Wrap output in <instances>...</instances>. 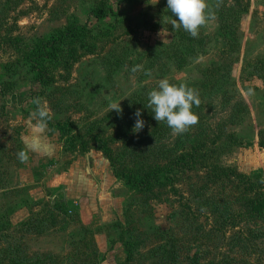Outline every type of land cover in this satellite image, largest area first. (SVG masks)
<instances>
[{"label":"rangeland","instance_id":"1","mask_svg":"<svg viewBox=\"0 0 264 264\" xmlns=\"http://www.w3.org/2000/svg\"><path fill=\"white\" fill-rule=\"evenodd\" d=\"M118 1L0 0V264H264V0H205L196 37L165 0ZM98 6L118 13L34 70V49ZM161 78L198 95L182 134L146 119ZM172 167L139 190L113 173Z\"/></svg>","mask_w":264,"mask_h":264},{"label":"clouds","instance_id":"2","mask_svg":"<svg viewBox=\"0 0 264 264\" xmlns=\"http://www.w3.org/2000/svg\"><path fill=\"white\" fill-rule=\"evenodd\" d=\"M165 3L168 13L171 14L169 15L171 26L184 30L192 37H196L198 29L212 18V13L205 11L207 7L205 0H165ZM119 101L109 104L108 111L114 110L119 115L121 112ZM199 103L198 95L190 87L172 84L168 79L161 78L155 87L148 91L145 108L151 110L152 119L157 122L163 121L172 134L177 135L197 123L198 117L191 109ZM36 104L37 107L30 113V117L36 120V126L44 128L48 113L41 107L39 101H36ZM133 116L135 119L132 131L139 132L145 123L141 118V110L136 109ZM18 158L22 162L27 159L24 150L18 153Z\"/></svg>","mask_w":264,"mask_h":264},{"label":"trees","instance_id":"3","mask_svg":"<svg viewBox=\"0 0 264 264\" xmlns=\"http://www.w3.org/2000/svg\"><path fill=\"white\" fill-rule=\"evenodd\" d=\"M127 2V0H119L116 3L115 8L120 7L123 3ZM117 11L112 10L109 6H98L94 10L88 12L86 14V17L84 18L83 21H79L76 23V25L71 26V23L66 26L62 31L57 33L55 36H53L50 40H47L44 42L41 46H37L34 49V52L31 54L33 55L32 59V66L34 67V70H38V65L41 62L49 61L52 60L56 57V53L58 48H56V45L61 44L63 41H66L70 38H75L79 37L81 40L82 38V33L86 30L87 27H89L92 23V21H102L107 18H110L112 16L117 15ZM81 22V23H80ZM238 20L235 21V26H238ZM82 34V35H81ZM233 34V33H232ZM234 36V34H233ZM188 41L189 38L184 35V34H178L176 36V42H178L177 47L174 48L175 52V59L178 62V64H181L182 61L184 60L185 52L182 51H189V46H188ZM178 48V51H177ZM3 95V93H2ZM152 115L148 114L146 116V119H151ZM75 138L72 137L71 139H66V147L69 149H73L74 144L72 141H74ZM104 142H102V146L100 149L102 152L106 154V157L108 158L109 162L112 164L113 163V158L111 157V152L108 150V148H105ZM173 167L169 168L168 170H156V171H151L148 170V172H144L142 174L139 173V170H134V173H124V174H118L116 171H113L114 176L119 179L123 180L124 183L129 186L130 188L134 190H139L142 188V185L147 183V181L152 180V181H159L160 179L163 180H169L171 179V176L173 175ZM138 173V174H137ZM133 174H137V178L133 176ZM141 175V176H140ZM110 226H113V224H110ZM115 226V224H114ZM197 262L196 259H192L189 261L190 264H195Z\"/></svg>","mask_w":264,"mask_h":264}]
</instances>
